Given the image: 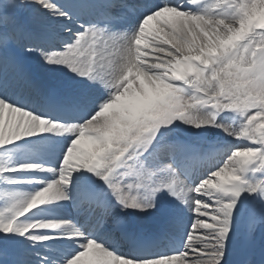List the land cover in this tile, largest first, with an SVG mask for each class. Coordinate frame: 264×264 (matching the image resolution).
Wrapping results in <instances>:
<instances>
[{
	"label": "snow or ice",
	"instance_id": "obj_1",
	"mask_svg": "<svg viewBox=\"0 0 264 264\" xmlns=\"http://www.w3.org/2000/svg\"><path fill=\"white\" fill-rule=\"evenodd\" d=\"M0 264H264V0H0Z\"/></svg>",
	"mask_w": 264,
	"mask_h": 264
},
{
	"label": "rangeland",
	"instance_id": "obj_2",
	"mask_svg": "<svg viewBox=\"0 0 264 264\" xmlns=\"http://www.w3.org/2000/svg\"><path fill=\"white\" fill-rule=\"evenodd\" d=\"M153 26H155V22H150ZM25 69V75H29L30 73H35L37 71V65H36V61L34 59L29 60V62L25 65H22L21 67V71L23 69ZM41 72L47 73V69H40ZM55 75H60L59 73H56ZM23 87V85H22ZM212 136H214V134H212ZM84 145L87 147L88 146V142L85 141Z\"/></svg>",
	"mask_w": 264,
	"mask_h": 264
},
{
	"label": "bare ground",
	"instance_id": "obj_3",
	"mask_svg": "<svg viewBox=\"0 0 264 264\" xmlns=\"http://www.w3.org/2000/svg\"><path fill=\"white\" fill-rule=\"evenodd\" d=\"M121 30H122V29H121ZM22 72H24V74H25V69H23Z\"/></svg>",
	"mask_w": 264,
	"mask_h": 264
}]
</instances>
